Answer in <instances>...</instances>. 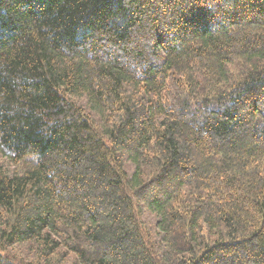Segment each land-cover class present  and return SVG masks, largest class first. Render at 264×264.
<instances>
[{"label":"trees","instance_id":"1","mask_svg":"<svg viewBox=\"0 0 264 264\" xmlns=\"http://www.w3.org/2000/svg\"><path fill=\"white\" fill-rule=\"evenodd\" d=\"M0 264H264V0H0Z\"/></svg>","mask_w":264,"mask_h":264}]
</instances>
